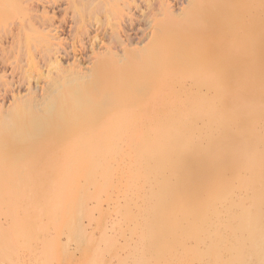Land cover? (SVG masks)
<instances>
[{
    "label": "bare ground",
    "instance_id": "6f19581e",
    "mask_svg": "<svg viewBox=\"0 0 264 264\" xmlns=\"http://www.w3.org/2000/svg\"><path fill=\"white\" fill-rule=\"evenodd\" d=\"M11 1L13 2V0ZM79 1L77 0V2ZM81 1H84L81 5H84L85 2L87 5L91 3L90 8L89 5L85 4V6L86 9L88 7L93 10L91 7L93 0L90 2L88 0ZM105 1L107 0H104L103 3ZM129 1L133 0L124 1L121 5L120 0L117 2L112 0L114 4L118 3L115 4L116 6H122L120 11H123V7L124 9H129L128 6L131 7ZM190 1L196 3L198 0L187 1L189 5H191ZM200 1L202 0L198 2ZM206 1L205 5L209 6L207 7L209 9L205 17L211 11L210 14L213 18L226 20L227 17H230L228 20L233 22L231 17L234 14L220 15V18L214 16V13V15L212 14L217 10L218 12H215L217 15L220 11V14L223 13L221 0ZM6 2L10 1L2 3L6 6ZM21 2L19 3L18 0L19 5L23 4ZM107 2L109 4V1ZM223 2L225 3L224 0ZM71 3L73 4V1ZM99 3L96 5L99 6ZM201 3L199 5L203 4ZM8 4V10L14 11L15 7L12 9L10 3ZM24 4L26 5L25 1ZM153 4L155 3H152L151 7H149L150 3L147 5L150 12L154 9ZM258 4L255 5L258 6ZM101 5L103 6V4ZM170 5L160 1L159 8L157 6L155 11L150 13L149 10H146L145 12L149 13V17L146 18H151L150 22L145 18L144 14L146 13L141 14L144 17H142L143 21L144 19L147 21L144 24H147L145 29L148 30L145 35L147 40L146 38L141 39L144 40L141 43L137 42L136 44L132 41L134 39L130 36L131 34H127L126 31H123L125 28L121 27V24H125L122 22L127 21L126 19H129L130 16L124 17L125 20L122 22V17L119 18L120 22L115 21L117 26H113L115 30L110 29L108 35L110 38L99 41L97 47L90 50L92 54H89L88 59L83 57L84 61L85 59L88 61L86 62L87 66L80 65L81 62L77 58L72 65H70L72 61L68 66L61 62V58L69 52L60 38V33L63 30L61 25L53 23L55 16L52 17L54 19L52 21L48 11L46 12L44 9L43 11L46 13L40 11V14L43 12L47 15L40 16L39 14L38 18H35L38 16L37 12L34 17L31 15V18H27L25 14L24 19L25 17V20L29 19L28 29L31 28V30H26L27 26L24 21H22L24 27L21 29L22 25H19V29L24 31L26 27L25 31H29V35L32 34L31 31H34L38 36L33 32L32 35L35 36L31 37L30 35L28 40V34L23 31L20 33L17 27V35L23 33V37L26 35L28 40L27 45L23 44V46H27L24 49H27L30 46L29 42L37 37V42L40 41L41 45L43 43L42 46L38 44L39 47L45 46V50L43 48L44 53L42 52V54L41 51L37 53L38 56L40 53L41 61H39L40 59L36 60L33 56L36 67L29 64L30 60L33 61L30 59L31 54L29 60L28 55L25 59L28 63L27 66L32 65L37 72V78L33 79L35 82H31L29 74H25L28 78L27 81L22 78V83L30 82H28L29 84L25 83L28 85V92L24 95H14L13 93V101L7 108L0 104V185L4 181L12 185L19 184L29 177H35L50 180L55 186L49 192L32 195H24L20 192L22 189L11 190L10 193L3 194V189H0V213L7 215V223L0 224V264H25L26 262L30 264L29 261H32L31 264H36L40 260L49 258L50 240L46 238V234L50 226L56 225L57 214H63L67 210L68 203L63 200L68 193L70 194L74 186L80 183V180L93 182L99 186L100 190L112 185L116 196L110 198V201L113 203L119 201L120 198L123 199L124 204L117 207L116 211L121 213L124 220L132 216L129 209L131 203L137 213H153L151 215L153 218L147 222L139 238L142 239L140 244L142 249L151 243L154 244L157 256L161 255L165 248L174 246L175 241L179 240L180 222L172 218L174 212L177 213L184 207L193 213L204 212L195 202L183 200L182 203L175 205L177 199L174 195L177 190H183L185 194L189 192L213 193L212 196H215L216 200L223 201L224 196L228 195L224 190L234 189L233 185L236 184L239 194L244 196L234 200L233 203L221 204L222 213L225 217L227 216L226 220L217 223V227L211 231L207 226L189 227L191 234L211 233L209 244L202 247L201 250L206 254L212 251L213 254H208L205 258L203 253H198L196 258L177 259L172 261V264H264V249L262 250L263 254L257 256L261 258L256 257L257 259L253 261H245L241 259L240 255L243 250H248L241 242L246 237L253 236L264 241V35L252 34L251 36V34L241 33L242 36H240L236 33L235 37L230 34L234 37L230 40V35L222 33L220 36L219 32L222 27L224 29L225 24L227 30L231 28L229 31L234 26L231 25L228 28L230 22L228 25V22L224 23V21L223 26L218 25L221 20H219L220 22L216 21L219 22L218 24L213 23L214 26L212 24L209 27L201 25L199 28H192L190 24L194 25L193 21L184 16L188 10V8L185 9L187 6L176 9L175 6L171 5V7ZM1 6L0 10H4L5 7L2 6V9ZM30 6L28 11L31 9ZM226 6L225 8L229 7ZM231 7L233 8L232 5ZM7 8L3 11L4 14H7ZM157 8L158 10H156ZM258 8L254 7V15L257 11V14L259 13ZM17 9H19L18 6ZM236 9L238 10V7ZM92 10H90L91 13ZM99 10L94 8L93 12ZM114 10L116 11V8ZM204 10L203 12H205ZM229 10L226 13H230ZM32 11L30 12L32 13ZM199 11L201 10L196 13L198 14ZM90 12L89 14L86 12V14L90 15ZM82 13L80 14L83 17ZM0 14L2 15V11ZM124 14L122 13L123 16ZM73 16L70 17L73 18ZM91 16L92 14L90 17L86 15L88 18H92ZM234 16L237 17V14ZM13 17L15 16L13 15ZM86 17L85 19H87ZM199 17L197 16L198 20L201 19ZM35 19H38L40 24L36 21L33 22ZM132 19L131 23L134 21ZM7 20H1V22ZM93 20L100 23L98 19ZM202 20L200 21L204 22ZM86 22L85 24H88ZM17 23L19 22H16V26H18ZM103 23H100L101 27ZM14 25L15 23L12 26L14 27ZM14 28L16 29V27ZM14 28L11 27V30ZM0 29L3 30V27ZM82 29L85 30V28ZM94 29L97 30L95 33L92 31L95 34L92 36V40L95 39L97 42L98 33L103 27ZM104 29L107 32V28ZM142 30L144 31L141 29V32ZM81 32L84 33V31ZM103 32L101 33L102 38L107 37L106 32ZM13 35L14 32L11 36L18 37ZM243 35L251 37L245 39ZM22 39L16 47V54L20 53L19 55H21V51L18 48L20 45L23 48L22 43L26 42V39ZM16 40L15 38L14 41H11L14 44L10 45L16 46ZM34 40L33 43L36 41ZM92 40L91 42H93ZM229 46L232 47L229 48ZM39 47L37 48L36 45L33 48H37L39 51ZM72 47L71 49L74 50L73 53L77 57V53L81 52L78 50L80 48L75 45ZM89 47L91 48V46ZM13 49L12 51H14ZM4 51L0 62L5 58ZM7 53L9 52L7 51ZM79 55L82 56L81 53ZM6 58L8 57L6 56ZM22 59H18L19 63ZM10 62L9 60L8 63ZM17 62H14L16 67H13V62L8 67L12 66L16 70ZM27 63L24 65L26 66ZM24 65L19 66V70L17 69L20 74H22L21 72L24 74L27 69ZM12 67L10 68L12 69ZM20 69H24V71ZM13 72H11L12 75ZM16 74L14 75L16 76ZM3 76L5 75L3 74ZM11 77L13 78V76ZM4 79L0 80L4 83ZM13 79L12 81H17ZM12 83L16 84V82ZM18 83L16 85H19ZM7 84L11 85L10 82ZM49 162H51V167L38 169ZM17 164H23L28 170L27 176H22L18 172ZM2 166L13 167L14 170L12 173L10 172V177L3 176ZM57 166L60 167L59 173H56L57 170L54 171ZM156 181L157 184H150ZM116 182L120 184L115 189L113 184ZM144 189H151L150 196L156 197V200H142L140 203H133L123 195L125 191ZM212 208L211 204H207L205 207L206 211ZM159 217L170 222V237L160 239L161 234L155 221ZM187 238L191 239L192 237ZM34 243L41 248H33ZM225 243H233L232 247L235 253L224 255L223 251L228 246ZM193 244L195 248H199L200 242L192 241V244L186 245L184 248L186 253H197L195 249L191 248ZM27 256L28 259H26ZM25 260L27 261L24 262ZM137 264L144 263L139 261Z\"/></svg>",
    "mask_w": 264,
    "mask_h": 264
},
{
    "label": "rangeland",
    "instance_id": "374dc122",
    "mask_svg": "<svg viewBox=\"0 0 264 264\" xmlns=\"http://www.w3.org/2000/svg\"><path fill=\"white\" fill-rule=\"evenodd\" d=\"M1 1L2 0H0V4L2 5L3 4L2 2L7 1V0H4L2 2ZM9 1L10 2H6L5 3L6 6L4 4L2 5L3 7H5L4 10L8 7V5H9L8 3H10V6H11L12 9L14 7L17 9V6H18L19 9H17V11H15L16 9L14 8L13 9L14 11H12V10L10 11V10H8V8H9L8 7L7 8V12H6L7 14H4V12H3L4 10H0V11H2V15L0 14V28L3 27V30L0 29L1 32H2L0 34V42L1 41L2 42L0 44L4 45L3 46L4 48L1 47L2 45H0V58L2 57L1 55H3V51L7 48L5 50L6 52L4 51V53H6V54H4L5 58L3 57L4 60L5 59H7V60L4 61L3 59H1V62H0V79L3 80L5 78L4 79V83L0 80V88H1L0 90H2V91H0V94L2 93L0 95V97H1L0 98V104L5 106L6 108H7V106H10V104L13 101V99H12L13 98L12 97L13 93H14V95L15 94L24 95V94H26L28 92V90H27L28 89V85L25 84V83H28L29 81L25 82V83L23 82L24 84L22 83V81H23L22 78H24V80L28 79L27 75H25V74H29V76H31V82H35L34 78H37V76H36L37 72L34 69V67H36V66H34V63H35L34 57H35L36 60H39L41 58V55L39 53V56H38L37 53L41 51V54H42V52L45 50V48H44L45 46L43 47L44 48V50H43V48L41 47L43 45V43L41 42L42 45L39 44L40 41L37 42L38 38L34 37L32 39V41L30 40L31 42H29L31 47L29 46L27 49H24V48L27 47L26 45L28 43L29 36L31 35V37H32V36H35V35L38 36V35L34 31H31V32H32V34L35 33V35H32V34L29 35L30 32L27 31L28 32L27 33L25 31V28H26L25 27L24 31L23 30L22 31L25 34H28L27 35L28 36V40H27L26 35H24L25 37H23V33H22V35H17V31L19 29V25H22L21 29L24 27V23L22 21H24L26 23L25 26H27V28H26V30H27L29 28V25H28L29 24L28 23L29 19L25 20L26 17L27 18H31V15L34 17L37 14L38 16L37 17L35 16V18H38L39 14H40V11H43V9L46 12L48 11V13L51 16V17L50 16L49 17L51 18L52 21L55 19L53 21V23L56 24V25H61V28L64 30V32H63V30L61 29L62 32L60 31L61 32L60 33V35H61L60 38L63 40V45L68 48V52H69L70 55L67 54V55H65V57H62L61 58V62L64 65L66 64L67 66H68V64L71 61L72 62L70 63V65H72L73 61L76 60V58L79 60V62H81L80 65H84L85 64L84 66H87V64H86V62H88L87 59L92 54L90 52V50H92L93 47H97V44H99V41H102V39H104V38H106V39L108 38V35L110 34V31L113 30V29L115 30V28L113 26L114 25L117 26L115 21L118 22L121 19V17H122L121 22H122V20L124 21L125 18H127L129 16L131 17V15H132V18H133V19L131 18L132 20H134V21L137 20L135 22L132 21V23H131L130 22L131 19L129 17V19L128 18L126 19L127 21L122 22V23H125V24H121L122 29L123 28L126 29V30L123 29V31H126L127 34H129V35L131 34L130 36L134 39V40H132V38L130 37L132 41L136 42V44H137V42L141 43V42L144 41V40L142 41L141 39H145L146 38V40H147V37L145 36V35H147L146 33L148 31V30L145 29L147 24H144V23L147 22V21L150 22L149 20L151 19V18L150 19L146 18L149 15V13L145 12L146 10H149L148 6H147L149 3H150L149 7L152 6L151 5L152 3H155V4H153V8L154 9L157 6L159 8L160 1L162 3H166V4L168 3V5H170V3H171V5L173 7L175 6L176 9L177 8H183V7L187 6L185 9L188 8V10L191 12V14H190V12L188 10H186V12L184 13V16L187 17L188 20L190 18V21H193V23L192 22L191 23L194 24V25H191L190 22L187 21L188 24H190V26H192V28H197V27L199 28L201 25L202 26L205 25V27H207V26L209 27V25L211 26L216 21L221 20V19L217 20L215 17H214L215 19L213 18V16L210 14L211 13V11H210L211 9L209 10L210 11L209 15L211 17L209 15L205 17V15L208 14L207 10L209 9V8H207L209 6L205 5V3L207 2L206 0L205 1L204 0L200 1L204 5L202 3H201L202 5H199V3H200V2H198L199 0L196 3H194L195 1H190L191 5H189V2H187L189 0H187V1L186 0H135V1L133 0L132 2H130V1L128 2L129 5L131 6V7L128 6V8L131 9V10L129 11V9H124V7H123V11L125 10L124 12L120 11V8L122 9V6H121L122 3H124V1L127 2L128 0H120L121 2H119V3H121V5H119V6H116L115 4H118V3L114 4L113 2H115V1L112 2V0H107V1H109V4H108L107 1H105V3H107L108 5L103 3L104 0H97V1L93 0V4H92L93 6H91L93 8V10L89 9L91 3L88 4L89 5L88 6L86 4L87 2H85V4L89 7V8L87 7L88 11L90 12V10H92V13L90 12V15L92 14V16H91L92 18L86 17V15L89 16V17H90V15H88L89 12L87 11L85 4L81 5V3L84 2V1H81V0L80 1L78 0L79 2H77V0H75L77 3L74 0H72L73 4L72 3L70 4V2H72V1H69V0L68 1L67 0H23V1L19 0V3L21 1L23 2V4H20L21 6L19 5L18 0H13V2L11 0H9ZM24 1H25L26 5L24 4ZM117 1L118 0H116V2ZM224 1H225V3L223 2V0H221V4H222L221 10H222L223 13L224 12L225 13L224 14L223 13L220 14L221 11L219 10L220 11L218 13L219 15H217L215 13V12H218V10H217V11L212 12V14L214 13L215 15L214 14L213 15L216 16L217 18H220V15L222 16V15H225V14H228V15L229 14L230 15H233V14L236 15L237 14V17H235L234 15L231 17V19H233L234 23L232 21L230 22V20H228V18L230 19V17H227V19L225 18L226 20H221V22L219 21L222 24H220L219 22H218L219 23L218 24L216 22L218 25H221V26H223V24L226 23V22H228L227 24L229 25V22H230V25H229L228 28H230L231 25L234 26V27H232V30L229 31L231 28L229 30H227V28H225L227 25L225 24L224 25V29H223V27L221 29L222 32L219 30L220 31L219 32L220 36H222V33L224 35H230L231 34V35H234V37L237 36L236 33L240 34V36H242L241 33L242 34H251V36H252V34H254V35L255 34L264 35V4H263L264 0H253V1H251V0H224ZM88 2H90V0H88ZM192 2H193V4H192ZM229 2H230V4H229ZM248 2H249L250 5L248 4ZM79 3H80V6H79ZM98 3L100 4L99 5L100 7L103 8L104 6H106L108 8L104 7L102 9L98 5H96ZM130 3H132L133 5L130 4ZM67 4H68V6H67ZM77 4H78L79 7L78 6L76 7ZM101 4H103V6ZM226 4H228L227 6H229V7H227ZM255 4L256 5L258 4V6H256ZM95 5L98 6L99 8L96 7ZM110 5H113V6H116V7H112ZM231 5L233 6V8L231 7ZM235 5L238 7V10L236 9L237 7ZM245 5H246L247 8L245 7ZM252 5H253V9H252ZM260 5H262V6H260ZM2 6H1V8L3 9ZM24 6H25V8H24ZM29 6H30L31 9L29 8L30 10L28 11V7ZM83 6H85V7H83ZM109 6H110V8L111 7L112 8L110 9ZM134 6H135V8H134ZM137 6H138V8H137ZM225 6L227 8H225ZM22 7H23V9H22ZM82 7L84 8V10L82 9ZM118 7H119V9H118ZM254 7H257V8L259 7L258 8L259 9V13L258 14H257V12H258L257 11V12H255V15H254ZM76 8H77V10H76ZM94 8H97L98 10L100 9L99 11H97L98 13L96 11L93 12ZM114 8H116V11L114 10ZM158 8L156 10H158ZM26 9H27L28 12L26 11ZM32 9H33V11H32ZM37 9H38L39 12L37 11ZM45 9H47V10H45ZM101 9L103 10L102 14H101ZM197 9L201 10L198 13L199 15L196 13L198 11ZM225 9H227V10L230 9L229 10L230 13H226L227 10L224 11ZM81 10H83V11H81ZM107 10H109V11H107ZM127 10H128V12H127ZM153 10H151V12ZM203 10L205 12H203ZM30 11H32V13L33 12L34 13L32 14ZM84 11H86L88 14H86V12H84ZM231 11L234 12V13H232ZM43 12H41L40 16L43 14ZM46 12H44V13H46ZM77 12H80V13L84 12V13H82L84 18L81 16L80 13H79L80 14V16H79V14ZM121 12L123 14L126 13L127 16H126V14H124V16H123ZM149 12H150V10H149ZM200 12H202L201 13L202 17L200 16ZM11 13H12V15H10ZM17 13H19L20 15L17 14ZM65 13H66L67 17L65 15ZM73 13H74V16H73ZM93 13H94V15L96 13V15L94 16ZM144 13H146V14H144ZM15 14H17L20 18L17 15H15ZM25 14L27 16L24 19ZM77 14H78L80 19L79 18L77 19V17H78ZM97 14H99V15H97ZM141 14H144L145 18L148 19V20L145 21V19H144V21H143L144 17L141 16ZM186 14L187 15L190 14V15L187 16ZM5 15L6 16L9 15L7 17L13 18V19H9ZM13 15L16 18L13 17ZM43 15H47V14H43ZM191 15H192V17H189ZM2 16H4V17L2 18ZM54 16H55V18L52 19V17H54ZM70 16L71 17L73 16V18H75L76 20L71 18ZM197 16L198 17L200 16L199 17V19L201 18L200 20H202V18H203L202 21H204V22H201L200 20H198ZM85 17L87 19H85ZM63 18L66 19V20L64 19L65 22L63 21ZM81 18H83V19H81ZM187 18H185V19H187ZM191 18H192V20H191ZM221 18L224 19L223 17H221ZM14 19H16L17 21L14 20ZM90 19H92V20L93 19H98L101 24H102V22H104L103 25H102L103 29L101 30L100 33H98L99 39H97V42H96L95 39H94L95 41L92 40V38H93L92 36L95 35L94 34L95 30H97V29H94V28L95 27L102 28V27H101V24L97 20L96 21L93 20V22H92V20H90ZM1 20H7V21L6 22L5 21L1 22ZM10 20L13 21V22H11ZM37 20L35 19L33 22L36 21V23H38ZM77 20L79 21L78 23H77ZM195 20H196V22H195ZM15 21L19 22L20 24L17 23L18 26H16V22ZM62 21H63V23H62ZM72 21H74V22L76 21V22L74 23ZM223 21H224V23H223ZM7 22H9L10 24L7 23ZM85 22L88 23V24H85ZM96 22H98L99 24L96 23ZM205 22H207V23L205 24ZM13 23H15L14 27H16V29L18 27L17 30L12 26ZM81 23H82L83 26L82 25L80 26ZM130 23L132 24V26L130 25ZM140 23H141V25H139ZM7 24H9V25H7ZM38 24H40V23H38ZM38 24H36V25H38ZM126 24H128V25H126ZM217 24H216V26H217ZM249 25H251V27H248ZM69 26H70V28H69ZM86 26H87V28H86ZM125 26H127L129 29L126 28ZM193 26H195V27H193ZM213 26H214V24H213ZM221 26H219V27H221ZM11 27L14 28L15 30L14 29L11 30ZM75 27H78V28L80 27V29H78V28L76 29ZM82 28H85V30L82 29ZM104 28H107L108 34L106 32V29H104ZM111 28H113V29H111ZM131 29H133V30H131ZM141 29H144V31L142 30V32H141ZM28 30H31V28L28 29ZM79 30L84 31V33H82L81 31H80L81 32L80 33ZM22 31L20 30V33ZM103 31L106 32L105 34L107 35V37H103L102 38L101 33ZM7 32H9V33H7ZM13 32H14L13 36H18V37H12L11 35L13 34ZM4 33H7L8 35L7 34L4 35ZM77 33H78V35H76ZM142 33H143V35H142ZM219 33H217V34H219ZM81 34H84L83 35L84 37ZM141 35H142V37H141ZM231 35H230V38H229L230 40H231V38H234ZM243 36L245 37V39H246V37H251L250 35H246V36L243 35ZM11 37H12V39H11ZM15 38L18 40V42L16 40V42H15L16 46H14V45L11 46L12 43L14 44V42H11V41H14ZM88 38H89L90 41L88 40ZM21 39L22 40L26 39V42L25 41H23L24 43L21 42L23 48H21V45H20L21 50H20V48H18V50L21 51V55H19L20 53L16 54V52H17L16 51L17 50L16 47L19 45ZM137 39L140 40V41H136ZM33 40L35 41L34 43H33ZM91 40L94 43L91 42ZM106 41H108V40H106ZM132 41H131V43H134ZM25 43H26V45L23 46V44H25ZM35 43L37 45V48L39 47V45H41L39 47V51H38L37 48L36 49L33 48V47L36 46ZM71 43H72V45H70ZM78 44L81 45L83 48L81 46L78 47L79 46ZM228 44H229V42H228ZM74 45L81 49L80 50V49L77 48L79 51H81V52L77 53L79 57L78 56L76 57L75 54L73 53L74 50L71 49V46L74 47ZM92 45H94V46H92ZM89 46H91V48ZM13 47H14V49H13ZM231 47L232 46H229V48H231ZM12 49L14 51H12ZM7 51L10 54L7 53ZM28 51H30V52H28ZM70 51H72V52L70 53ZM80 53L82 54V56L79 55ZM8 54H9L10 58H9ZM27 55H28V60L32 56L30 59H33L34 62L30 60L29 64L30 63L33 64L34 67L32 65L27 66L28 63H27V60H25ZM29 55H30V57H29ZM6 56L8 58H6ZM22 57H23V59H22ZM70 57H71L72 60L70 59ZM83 57H85L87 59H85V61H84ZM73 58H75V59H73ZM82 58H83V62H82ZM18 59H22V61H20V63H19ZM9 60L11 62H13V67H16V66H14V62L18 61L17 62L18 66H17L16 70L19 68V66L21 67V65L23 66L25 63H27L26 66L25 65L24 66L27 68L26 71L27 72L29 71V72L27 73L26 71H24L25 68L23 70L20 69V70L24 71V74H23V72H21L24 75V77H23V75L18 72L19 69L16 71L15 69H13L12 66H10V67H12V69L10 67H8L9 65H11V62L8 63ZM23 60H24V63H23ZM39 61H41V59ZM6 62L8 64H5ZM21 63H23V64H21ZM19 64H21V65H19ZM45 68L43 69L44 71L46 70ZM5 71H6V73H5ZM10 71L11 72L14 71L13 72L14 74L17 73L16 76L20 80L18 81L16 76L14 74L12 75ZM2 73L5 76H3ZM9 74L11 76H13V78L16 79L18 82H21V83H18L17 81H15ZM33 74H34V76H33ZM6 77H7V79H6ZM12 79L14 81H12ZM29 79H30V77H29ZM9 82H10V84H11V82H14V83L16 82V84L18 83L19 85L15 84L16 85L15 86L12 83L11 84L12 86H11V85L7 84L8 85V88H7L6 87L7 86L6 83H9ZM3 89H5V90H3ZM4 92H5V94H4ZM19 92H21V93H19ZM8 93H10V94H8ZM3 95H4V98H3ZM8 103H9V105H8ZM50 163L51 162L45 164L44 166L39 167L38 169H40V168H44V169L45 168H49V167H51ZM17 165H18V167H17L18 172L22 176H27L28 170L23 166V164H17ZM3 169L1 168V170H3L1 173L3 174V176H6L5 178L10 177L9 176L10 172L12 173V171L14 170L12 166H4ZM55 170H57L56 173H59L60 167L57 166L54 169V171ZM153 183L157 184L158 182L157 181L156 182H151L150 184H153ZM119 184L120 183H118V182L113 184L115 189L117 188V186ZM231 185H233V184H231ZM54 186H55V184L53 182H51L50 180H45V178L39 179V178H35V177H29L25 181H23V182H21L19 184L18 183H14L13 185L10 184L9 182L6 183V181H4L0 185V189H3V191H2L3 194H7L8 192L10 193L11 190L19 191V190L22 189L20 192H22L24 195H28V194L32 195V194H35V193L49 192L52 189H54ZM5 187H6V189H5ZM233 188L234 189H231V190H224L225 192L228 193V195L224 196V200L223 201L216 200L214 198L215 196H212L213 193L210 194V193L189 192V193L185 194V191L183 192V190H179V191L177 190V192H175V195H174L176 197V199H177V201L175 202V205H177L179 203H182L183 200H185L187 202H195V203L198 204V206L201 209L204 210V212L196 211L195 213H193V212H190L187 207H184L183 210H181V211H179L177 213L174 212L172 214V218L174 220H178L180 222V227L178 229L179 240L175 241L176 244L174 246H171V248H165L164 252L161 255L157 256L156 255V251H155V249H156L155 245L151 243L150 245L144 246L143 249H142V246L140 245L142 243V239L139 238L141 233L145 229L147 222L153 218L151 216L153 213H150V212L137 213L135 211V209H134L133 204L131 203L130 206H129V209L131 211L132 216L128 217V218H126L124 220V218H122L121 213H118L116 211L117 207L122 206L124 204L123 199L120 198L119 201H116V202H113V203H111V201H110V198H114L116 196V192H114V190L112 188V185L106 186L103 190H100L99 186H97L93 182H88L86 180H80V183L77 184L76 186H74V188L70 192V194L68 193L66 198L63 200V201H66L68 203L67 210L64 211L63 214H57L58 221H57L56 225L52 226V227L50 226L49 230H48V232L46 234V238L48 240H50V242H49V258H47L46 260H43V261L40 260L42 262L38 261L39 263L37 262L36 264H137L139 261L143 262L144 264H172L174 262V260H177V259H183V258H187V257H195L196 258L198 253H200V254L203 253V256L206 258L208 256V254H213V252L210 251V252H208V254H206V253H204L201 250V248L204 247V246H207L209 244L211 233L210 232H207V233H204V232L199 233L198 232V233L191 234V230H189V227L190 226H199V227L200 226H207L208 228H210L209 231H211L212 229L217 227V225H218L217 223H219V222H221L223 220H226L227 216L225 217L224 213H222L223 210H221V204L223 205L225 203L226 204L233 203L234 200H236L238 198H242L241 196H244L243 194H241V195L239 194V189H237V185L236 184L233 185ZM150 192H151V189H148V190L144 189V190L132 191V192L131 191H125L123 195L126 196L133 203H135V202L140 203L142 200L155 201L156 197H154V196L151 197L150 196ZM117 203H119V204L116 205ZM207 204H211L212 207H213L209 211H206V209H205ZM6 216H7L6 214L0 213V224L4 225L5 223H7ZM155 221H156V225L159 227V231H160V234H161L160 235V239L170 237V234H169L170 229H171L170 222H168L165 219H161L160 217L157 218ZM187 237H192V238L188 239ZM192 241H199L200 242L199 248H195L194 244L191 246V248L195 249L197 251V253H195V254L189 253V252L186 253L184 248L186 247V245L192 244ZM241 242L244 243L245 244V248L248 249V250H243V253L240 254L241 255V259H243L245 261H250V260L253 261L254 259L256 260L257 258L258 259L261 258V257H257V256L263 254V251H262L264 249V241L263 240H259L257 238H254L253 236H248ZM222 244H224V243H222ZM225 244H227L228 246L223 251L224 255H230V254L235 253V250L232 247L233 243H225ZM32 247L33 248H37V249L41 248L36 243H34L32 245ZM38 255H40V252H38ZM28 258L29 257L27 256L26 259H28ZM143 259H144V261H143ZM26 261L27 260H25L24 262H26ZM29 262L31 264L32 261H29ZM25 264H29V263L26 262ZM32 264H34V263H32Z\"/></svg>",
    "mask_w": 264,
    "mask_h": 264
}]
</instances>
